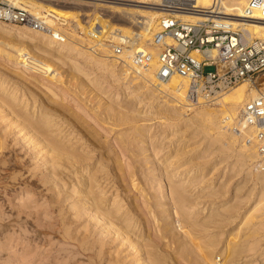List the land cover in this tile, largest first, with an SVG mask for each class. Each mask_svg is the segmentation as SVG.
<instances>
[{
  "label": "rangeland",
  "instance_id": "obj_1",
  "mask_svg": "<svg viewBox=\"0 0 264 264\" xmlns=\"http://www.w3.org/2000/svg\"><path fill=\"white\" fill-rule=\"evenodd\" d=\"M36 1L73 10L79 13V18L87 25L96 22L100 17L107 18L113 21L115 29L127 18L119 8H136L141 5L139 0ZM66 17L69 25L57 23L58 30L67 35L61 37H68V42L86 50L89 46L87 41L91 37L84 34L79 27L74 28L76 23L73 22L72 16ZM57 21L58 19L54 18L53 23ZM80 37L85 41L82 45L78 40ZM3 40L4 36L0 34V41ZM39 52L40 50H34L35 58L40 57L38 59L41 61L44 56V59L47 58L46 53L42 52V55L45 54L42 56ZM82 53L83 51L73 52L71 59L87 68L92 76L100 74V70L91 64L94 61ZM66 63L60 70L63 78L53 82L47 75L42 73L40 75L44 77H41L39 74L30 73L0 55V79L16 87L19 95L21 92L29 95L33 93L37 103L41 105L39 111H43L44 106L48 108L52 105L61 109L79 125L88 129L97 139V143L106 146L101 152L99 146L94 149L85 139L76 142L80 139L79 135L75 137L78 134L75 131L77 128H71L61 115L53 117V123L62 125L61 129L64 131L60 136L53 135L52 139L61 141V136L73 133L70 138L61 141L62 144L70 150L78 148V152L85 156L90 155L91 159L83 163V167L76 165L74 171L73 168L67 167L66 162L56 158L57 156L47 154L45 145L39 143L38 135L33 141L31 137L34 132L17 121L8 107L0 108V264H104L99 254L100 247L96 245L103 237L105 241H109L105 250L110 254L114 252L115 256L118 250H124L125 247L121 248L119 245V239L110 243L114 240L113 235L103 234L105 223H95L92 218L95 211L77 217L76 211L72 209L76 204L85 209L90 206L92 200L86 196V192L90 189L92 179L98 180V185L94 184V192L99 197L106 198L108 203L114 201V195L117 193L124 202L141 203L143 211L138 215L142 218L141 222L146 230L141 240H144V244H148V241L157 243L162 229L168 227L167 221L172 220H169L170 216L166 212L158 213L159 218L154 219L155 213L161 209L156 207V195L165 190L167 193V184L159 188L158 184H155L154 189L145 185L147 177L155 179L164 174L162 171H153V163L157 159H160L163 166L168 162L171 164L169 170L174 171L175 180H181L177 185L185 189L191 201L198 203L192 211L197 219L202 222L215 220L213 226L198 233L200 241H208L215 236L219 243L218 249L223 250L231 240L234 244L245 246L233 264H264V200L259 204L262 188L253 174L254 171L249 169L252 166L244 165L239 160L240 146L235 144L227 148L228 140L224 143L214 142L200 126L192 124L194 119L191 112L189 115L174 114V110L164 102L165 98L156 97L145 90L138 92L137 88L131 93L130 89L125 90V86L120 82L112 81L109 82L111 87L106 89L113 95H119H111L109 99L118 113L116 124L119 126L115 125V115L112 116L104 109L107 99L99 95L100 88L91 87L88 77L80 76L72 61L67 59ZM211 71H215V67L205 68V72ZM241 86L246 84L235 88ZM11 103L20 108L18 101ZM176 124L178 126H175ZM68 139H72L69 144ZM134 140L137 143L132 144ZM151 141L156 143L150 144ZM47 158L53 159L52 162L56 164H62L58 168L63 172L61 181L53 182L47 179L52 170V162L44 165ZM104 160L109 161V174L100 172ZM138 164H141V167L135 166ZM133 170L136 173L134 178L131 176ZM124 171L128 175L125 182L122 175ZM192 172H196L199 177L197 174V177H190ZM136 183H140L142 188L135 190L133 185ZM256 205H259V210L254 211ZM227 208L235 210L225 212ZM217 212L223 216H212ZM250 213L253 214L255 228L260 232L252 238L248 237L251 226L243 225L245 217ZM135 214L137 215L136 212ZM174 231L180 232L178 229H173ZM178 235L183 236L182 232ZM166 243L167 240L161 238L159 246L167 254H171L168 255L173 258V262L165 264H191L187 258L180 256L181 253L177 252V249L174 250L175 245L171 248ZM123 250L121 256L128 264H132L134 256L128 250ZM145 258L146 255L140 254L141 261ZM222 263L223 260L220 264Z\"/></svg>",
  "mask_w": 264,
  "mask_h": 264
},
{
  "label": "bare ground",
  "instance_id": "obj_2",
  "mask_svg": "<svg viewBox=\"0 0 264 264\" xmlns=\"http://www.w3.org/2000/svg\"><path fill=\"white\" fill-rule=\"evenodd\" d=\"M1 1L6 3L9 2L10 5H14V7L17 8L26 9L31 14L38 17L45 27L43 29H38L34 27V24H24L23 26L21 24L11 22L6 23V21L0 20V34H2L5 39L0 41V55L2 57L20 65L22 68L27 69V71L29 70L30 73L36 75L43 73L44 75H47L49 79L53 80V82H55L54 80L59 81L60 77L63 76L60 70L66 66V61L69 59L72 61L80 76L84 75L88 77V84L91 87L100 88L98 89L100 90L99 95L103 96L102 98L107 99L104 109L109 111L112 116L115 115V125H118L116 124L118 121V113L113 107L114 104L109 100L113 94L109 89H106L108 86L111 87L109 82L112 81L120 82L125 86V90L130 89L131 93H134L137 88L138 92L145 90L156 97L165 98L164 102L174 110V114L180 113L183 115H189V112H191L193 114L192 118L194 119L192 124L200 126L202 131L206 135H209L214 142L224 143L228 140L227 148H231L235 144L240 146L238 153L239 160H241L244 165H249V167L252 166V168L249 169L254 171L253 174L256 176L257 182L262 188V198L260 199L259 204L264 200V171L260 169L258 163L259 153L256 134L253 129L248 128L241 122L242 108L245 103L254 98L258 94L259 89L264 87V75L259 78L258 83L251 80H244L230 89L220 91L217 96L218 98L214 103L191 105L187 103L185 99V93L189 86V79L187 77L175 75L168 81H162L158 79L156 75L159 67V53L161 51V46L153 44V36L159 32V18L162 16L161 11L156 8L159 0H139L138 3L141 5H138L136 8H119L127 18L124 20V23L118 25L116 29L113 21L111 22V20L104 17H100L96 22H90L87 25L79 18V13H75L73 10L64 9L62 7L60 8L61 5L55 6V4H44L36 0ZM197 8L198 12L182 13L179 14V17L184 21L193 23L211 21L218 26H231L233 29L245 30L250 32L254 37L264 39V17L261 16L258 9H252L250 7V0H197ZM66 16L73 17V22L76 23L74 28L79 27L84 34L91 37V39L87 41V44L89 45L87 49H92V51L87 49L83 50L76 44L68 42V37H61L62 35H67H64L62 31L58 30L57 23L66 25L68 23ZM54 18L58 19L55 23H53ZM95 32L98 34V36H96L97 38H94L95 36H93ZM99 38L101 41H97ZM123 38L126 39L125 42L131 47L124 48L122 53L117 55V53H115V48L120 46ZM83 39L84 38L82 37L78 38V40L81 41V45L85 42ZM166 42L170 45L174 43L172 39H168ZM139 47L149 49L154 54L153 60L150 64H145L135 58L134 52ZM34 50H40V55H42V52L46 53L47 58L44 59V56L42 61L41 59H38L40 57L35 58L36 55L33 54ZM75 51L80 53L83 51L82 54L87 55L89 60H93L94 62H91V64L100 70V74L92 76V73H89L87 68L82 67L80 64L72 60L71 55ZM94 52H97V54ZM212 55L215 57L214 52ZM53 57H56V60ZM106 84L107 86H105ZM241 84H246V86L235 88ZM34 97L35 95L33 93H30L29 95L28 93L21 92L19 95V90H17L16 87H12L9 83H6V80L0 79V108L8 107L17 121H20L22 125L34 132L31 139L33 140L34 137L38 135V139H40L39 143L45 145L44 147L47 150V154L57 156L56 158L60 159L63 163L66 162L68 168H73L75 171L74 167H76V165H81L80 167H83V163H86V161L91 158L90 155L85 156L79 153L78 148L70 150L62 144L63 140L74 135L71 131V134L61 136L62 142L52 139L53 135L60 136L64 131V129H61L62 125L53 123V117L61 115L71 128H77L75 131L78 134L75 137L79 135L80 139H77L76 142L85 139V141L89 142L91 146H94V149L97 146L100 147L99 150L101 152L105 149L106 146L97 143V139L94 138L88 129L79 125L78 122L71 119V117L61 109L52 105L48 108L47 106H44L43 111H39L41 105L40 103H37ZM113 97H119V95L114 94ZM12 101H18L20 108H17V105L11 103ZM175 126H178V124ZM75 137L72 139L74 140ZM72 139H68V144ZM120 141H122L121 138ZM134 143H137V141H132V144ZM155 143L156 141L150 142V144L153 145ZM86 145H88V143ZM109 155L110 153H108L107 156ZM52 161L53 159L47 158L44 165H47ZM61 165V163L56 164L52 162L50 165L52 170L49 172L47 179H51L50 181L53 182L61 181V175L63 172L58 169ZM170 165L171 164L168 162L166 166H163L160 159L155 160L153 163V171H162L164 174L159 176V178L155 177V179H149L147 177L145 181V185H148L149 189H154L155 184H158V188L165 184L168 186L167 193L166 190L161 191V194L156 195L155 198L157 201L156 207L161 209L160 212L155 213L154 219L157 220L158 213L164 212L168 213V216H170L169 220L172 218V220L167 221L168 227L162 229L161 237L157 240V243L148 241V244H144L142 242L143 239L141 240L146 234V230H144L143 223L141 222L142 218L140 219L138 215L139 212L143 211L141 203L131 201L128 203L124 202L118 193L114 195V201L108 203L106 198L103 196L99 197L93 190L94 184L96 183V185H98L97 179H92L90 181V189L86 192V196L92 200L90 206L85 209L76 204L72 209L76 211L77 217H81L83 214H88L89 211H95V214L92 216L95 223H105L106 227L102 230L103 234L113 235L114 240L110 243L119 239L120 247H125L124 250H128L130 254L134 256L132 264L172 263L173 258L169 257L171 254L168 253V255L167 252L159 246L161 238L167 240L166 244L168 247L173 248L172 245H175L174 250L177 249V252L179 251L181 253L180 256L184 259L187 258L191 264H220L222 260V264H233L234 260L240 257L245 246L238 243L234 244L229 240L227 245H225V248L220 250L218 249L219 243L215 236H212L208 241H200L198 239V233L203 232L209 226H213L212 223L215 220H206L202 222L197 219V216L192 211L198 203L191 201L187 196L185 189L177 185L178 183H181V180H175L176 176L174 171L171 170L173 172L171 174V171L169 170ZM135 166L138 168L141 167V164ZM101 167L102 169L100 172L109 174V161L104 160ZM134 173L135 170H133L131 175L133 178L135 177ZM189 174H187L188 177ZM196 174V172H192L190 177L196 176ZM122 175L125 182L128 175L125 171ZM134 180L136 181V179ZM139 184L140 183H136L133 185L135 190L142 188ZM114 185L115 184H113V186ZM103 204H105V206ZM258 207L259 205H256L254 209H252L256 211L259 210ZM234 210V208H227L225 212H232ZM214 215L216 217L223 216L220 212L213 213L212 216ZM262 216L264 217V209L262 211ZM253 219V214L250 213L245 217L244 224L242 223L244 226H251L249 232L250 235L248 236L249 238L260 233L259 229L255 228L256 223L253 222ZM173 229H178V231L182 232L183 236L178 235L180 232H173ZM100 239L101 240L96 242V245L100 247L99 254L101 255V261H103L104 264H128L125 258L121 256L123 249L121 251L118 250L114 256V252L110 254L105 250V246L109 244V241H105L104 237L103 239ZM142 253L146 255L144 261H141L140 259V254Z\"/></svg>",
  "mask_w": 264,
  "mask_h": 264
},
{
  "label": "built area",
  "instance_id": "obj_3",
  "mask_svg": "<svg viewBox=\"0 0 264 264\" xmlns=\"http://www.w3.org/2000/svg\"><path fill=\"white\" fill-rule=\"evenodd\" d=\"M250 7L258 9L264 17V0H250ZM156 8L162 13L159 32L153 36V44L161 46L156 75L162 81H168L175 75L187 77V103H214L220 91L244 80L258 83L264 75V39L254 37L245 30L215 25L211 21L193 23L182 20L179 14L198 12L197 0H159ZM0 20L45 28L40 19L26 9L1 0ZM93 36L97 38L98 34L95 32ZM168 39L174 43L170 45L166 42ZM125 41L123 38L120 46L115 48L117 55L124 48L131 47ZM134 56L138 61L150 64L154 54L139 47ZM206 67H215V71L205 72ZM241 118V122L256 134L258 163L264 171V87L245 103Z\"/></svg>",
  "mask_w": 264,
  "mask_h": 264
}]
</instances>
